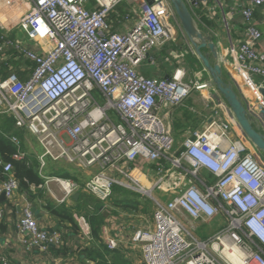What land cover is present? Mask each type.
I'll return each instance as SVG.
<instances>
[{
    "label": "built area",
    "instance_id": "2783aa9c",
    "mask_svg": "<svg viewBox=\"0 0 264 264\" xmlns=\"http://www.w3.org/2000/svg\"><path fill=\"white\" fill-rule=\"evenodd\" d=\"M6 1L14 8L13 28L43 50L33 51L9 32H0V60L11 48L33 63L26 78L16 72L0 78V115H11L15 127L27 130L43 149L37 155L43 182L30 186L49 189L57 204H72L74 194L82 191L102 208H112L116 186L152 198V225L130 224L132 231L124 237L103 228L108 250L126 253L139 248L142 264H264V163L250 139L241 134L208 70L202 66L187 77L184 64L195 47L171 0ZM183 1L197 28L214 42L222 75L264 128V50L260 49L264 29L257 15L258 9L264 11V0H242L232 6L244 18L242 38L231 36L226 19L228 35L210 25L217 10L225 15L222 0ZM120 4L128 6L124 14L117 10ZM115 14L132 21V26L124 32L114 30ZM180 39L189 46L172 47L168 55H161L178 64L171 76L138 71L142 62H156L152 50L161 51ZM194 93L204 97L209 116L198 130L187 131L177 148L173 121L161 114V107H178ZM5 136L19 146L11 160L28 159L19 137ZM140 158L157 163L150 185L142 182ZM47 159L70 164L88 178L79 182L46 174ZM0 163L5 174L0 195L12 198L20 179L1 152ZM50 183L62 193L56 196ZM161 189L172 196L157 197ZM32 207L29 201L22 209L18 238L25 251L36 248L47 253L51 245L63 243V231L51 233L42 227ZM139 212L127 213L126 220ZM84 213H75V218L81 244L88 245L92 230ZM221 215L226 225L207 237L198 238L190 229ZM0 262L16 264L5 256Z\"/></svg>",
    "mask_w": 264,
    "mask_h": 264
},
{
    "label": "crops",
    "instance_id": "0c3cea01",
    "mask_svg": "<svg viewBox=\"0 0 264 264\" xmlns=\"http://www.w3.org/2000/svg\"><path fill=\"white\" fill-rule=\"evenodd\" d=\"M222 1L224 4L225 15H223L221 11L217 10L215 13H213V20L209 22L210 25L216 30H218L222 36H224L225 34L228 35L227 30L224 27V19H226L230 24L231 36L234 38L244 37L245 27H244L243 15L241 14L239 10L234 11L231 9L232 6L235 5L236 3L241 4L242 0H222ZM127 7L128 6L126 4H120L117 6V10L120 12V14H124L127 10ZM257 15L259 17L258 25L260 28L264 29V11L262 9H258ZM14 18H15V13H14L13 6L10 5L6 0H0V32H9V35L12 39L21 41L25 46L26 44H31V47L33 48L31 50L36 51L38 53H42L43 50L38 42L30 40L25 35V33L21 31L20 29L13 28L12 21ZM113 20L114 21H113L112 28L119 32L126 31L128 27L132 26L133 24L132 21L123 19L121 15L117 16L115 14L113 16ZM199 28L203 30L202 27H199ZM18 30L23 32L24 35L23 36L19 35ZM188 46L189 45L187 44L185 40L180 39L178 44L174 45L173 43L172 44L170 43L169 45H166V48H163L161 51L152 50L150 54L157 55L156 62L149 63L148 61H144L138 66V71L148 76L169 77L173 74L178 64L175 62V60H166L161 55L163 56L168 55L169 50L172 47L173 48L179 47L182 49ZM260 49L264 50V42H260ZM203 51L210 55L213 63L218 62L217 57L214 58L212 56V52L209 47L203 48ZM189 55L193 57L192 60L190 62L186 61L184 64V66L187 69L188 78H190L193 75V70L200 68V67L202 68V66H204L203 63L201 62L199 55L196 52V49H195V52ZM32 67H33L32 62L25 61L19 53H16L14 50L9 48L7 51L4 52L0 60V78L5 77L11 72H16L21 78H26L30 75ZM224 76L226 77L227 81L230 82V79L226 75ZM193 96H201V95L194 93L188 99L193 98ZM188 99H186L185 102L178 107H173L172 105H166V106L161 107V114L163 115L168 114V117H170L171 120L173 121V133H174L175 141H176V132H175L176 128H175V124H174L175 120L173 116H175L179 108L186 106V101ZM9 118H12V116L8 114L0 115V123L8 120ZM26 132L27 134H29L27 130L16 128L14 126L13 130L7 132V134L15 135L18 137L16 133H21L23 135V134H26ZM185 134L186 132L183 134L181 141H179L181 145L185 137ZM175 145L177 146V141ZM23 150H25V146ZM27 156H28V159H27L28 163L33 160L37 161V169H38L37 177L38 178L40 177L41 179V181L39 180L40 183L43 182V179L39 174L40 163H39L38 157L34 154L33 149L31 150V154ZM137 163H138L137 166L145 175V177L142 179V182L145 185H150L154 179V169L157 163L152 162L151 160L145 159V158H140ZM47 167L44 170V173L46 174L58 175L62 177L69 176L70 178L78 179L76 176L77 174L73 172L74 169H67V168L65 169L64 167H55V168L51 167V169L48 171ZM4 180H5V174L2 168V171L0 172V186L3 184ZM26 183L28 184V189L21 190L18 188L12 198H7L5 195L2 196L3 194L0 195V212H2V214L0 215V258L2 256H5L6 258H8L9 262L11 263L14 262L16 264H70L69 261L71 260H73V264L78 263L77 257L74 254L69 255L67 257H62V256L57 257L51 250L47 253H42L36 248L28 252L24 250V247L20 243L19 238H18L19 229L17 226L18 221L22 215V209L26 205V203L29 201L32 202L33 207H35V205L37 204L44 205L46 203V201L42 199L41 196L40 197L38 196V193L40 192V190L45 189V188L33 189L30 185L40 184L37 181L35 182L29 181ZM49 186L50 188L53 189L54 192L55 190L59 189V186L56 183H50ZM58 205H62V204H58ZM88 209L92 211V209L90 208ZM138 209H140V205H138L136 212H138ZM37 211L40 212L42 215L41 218H38L42 227L54 228L55 226H57V229H58L59 225H58L56 217L53 216L47 209H43L42 211H39L37 209ZM98 212L99 214L103 216V223H102L103 225L101 226L102 236H103L104 226H107L108 228L110 227L111 234H114L119 237H124L132 231L130 224L135 225V226H140V223H142V222H137L136 219H133V218L132 220H126V214L128 213L127 210L118 211L116 209L113 210V208L111 207L102 208V206H100L98 208ZM215 231H213L212 233H214ZM212 233H210L209 235H211ZM77 246L78 244L76 245V247ZM137 251L140 252V249ZM132 255L133 254H131V257Z\"/></svg>",
    "mask_w": 264,
    "mask_h": 264
},
{
    "label": "trees",
    "instance_id": "16d2710c",
    "mask_svg": "<svg viewBox=\"0 0 264 264\" xmlns=\"http://www.w3.org/2000/svg\"><path fill=\"white\" fill-rule=\"evenodd\" d=\"M223 78L227 81L226 77ZM15 126L14 119L9 118L8 120L0 123V152L5 162H12L13 172L15 176L20 179V184L26 186L27 178L29 181H41L40 177H37V161L33 160L28 163V160H11V155L15 153L19 146L14 145L11 140L7 139L5 133L12 131ZM16 135L22 137L21 133ZM21 149H24V144H20ZM3 164L0 163V172L2 171ZM64 169V168H63ZM69 177V176H68ZM77 180V179H76ZM26 183V184H25ZM28 185V184H27ZM26 189L28 187L26 186ZM114 204L121 202L125 206L138 207L139 203L137 200L129 201L126 199L119 200L117 193H129L130 190L124 189L120 186L114 188ZM42 191L38 193L41 196ZM37 198V196H36ZM92 198L94 201H89ZM44 205H35V207L42 211L47 209L53 216L56 217L58 222V230L63 231V243L59 246L51 245L50 250L57 257H67L69 255H76L78 263L76 264H137L135 260L128 256L127 253L121 250L110 251L105 244L101 235V226L103 225V216L99 214L98 208L102 206L99 201L81 191L77 199H73L72 204L58 205L54 201L46 202ZM88 205L94 207L91 213H88ZM86 209V210H85ZM85 211V215L91 224L92 240L88 245L81 244L80 228L75 218V213ZM78 246L76 247V245ZM49 250V251H50ZM71 253V254H67Z\"/></svg>",
    "mask_w": 264,
    "mask_h": 264
},
{
    "label": "rangeland",
    "instance_id": "374dc122",
    "mask_svg": "<svg viewBox=\"0 0 264 264\" xmlns=\"http://www.w3.org/2000/svg\"><path fill=\"white\" fill-rule=\"evenodd\" d=\"M18 34L22 36L24 35L23 32H21L20 30H18ZM26 46L29 49H33L31 47V44H26ZM192 58L193 57L191 55H188L186 57V61L190 62ZM100 102L101 104L104 103L102 99H100ZM206 115L209 116V108L206 104L204 97H201V96H193V98H190L186 101L185 107L179 108L177 110L175 116H173L175 120L174 124L176 128L175 132H176L177 148L180 147L181 145L179 141H181L183 134L189 130L190 131L198 130L201 127L203 120H205L204 117ZM240 132L243 136H245L241 128H240ZM29 134H27L26 132V134H23L22 137L18 136L19 139L21 140V143H23L25 146V150L23 149L22 150L25 151L27 155H29L31 154V150L33 149L34 154L37 156L38 154H41L43 152V149L38 143V141L36 140V138L33 135L31 134L29 135ZM256 154L259 160L264 163L263 155L258 150L256 151ZM47 162H48L47 164L48 171L51 169V167H54V168L64 167L65 169L66 168L74 169L73 172L77 174L76 176L79 182H84L88 178L86 172H82L70 164H66L64 162H56V163L54 162L53 163V161H50L49 159H47ZM26 186L28 187L27 184ZM26 186L24 184H20L19 189L21 190L26 189ZM41 191H42L41 198L44 199L46 202H49L51 200L55 201L49 189H41ZM61 193L62 191L60 189L55 190L56 196L60 195ZM116 195L119 198V200H122V199H126L129 201L137 200L140 205V209L138 210L140 212L137 216L133 217V219H136L137 222H143V221L147 222L148 221V223L152 225V211H153V204H154L152 198H150L149 196L134 192V191H130L129 193L119 192ZM156 196L160 198L168 199L172 196V193L164 194L163 190L161 189L160 191L156 193ZM89 201L93 202L94 200L92 198H89ZM112 208L113 210L116 209L118 211L127 210L129 214H135V212L137 211V207L125 206L121 202H119V204L117 205V204H114V200H113ZM91 212H92L91 210L88 211V213H91ZM225 225H226L225 217L221 215V216H218L216 220L211 223L201 222L198 227L194 228L190 226V229L192 230L195 236L202 239L204 237H207L213 231L224 227ZM137 250H139V248L130 249L126 253L128 256H131V254H133L132 258L135 260V262L137 264H142L141 254ZM67 254L69 255L71 253H67ZM69 263L73 264V260L69 261Z\"/></svg>",
    "mask_w": 264,
    "mask_h": 264
},
{
    "label": "water",
    "instance_id": "95a60500",
    "mask_svg": "<svg viewBox=\"0 0 264 264\" xmlns=\"http://www.w3.org/2000/svg\"><path fill=\"white\" fill-rule=\"evenodd\" d=\"M149 2H153V0H149ZM171 2L181 20L184 30L187 35L193 39V45L196 52L199 55L201 62L208 70L217 91L230 106L243 133L250 139L253 145L264 157V128L247 110L245 103L233 84L223 78L222 68L219 63H213L210 55L203 51V48L209 47L212 52V56L216 58L217 50L214 42H212L210 37L207 38L204 33L196 27L193 17L183 0H171ZM261 91L264 94V89ZM4 195L5 194L3 193L2 196ZM78 196L79 192L75 193L74 199H77ZM32 212L37 218L42 217L41 213L38 212L35 207H32ZM47 230L53 233L57 230V226L54 228L49 227Z\"/></svg>",
    "mask_w": 264,
    "mask_h": 264
},
{
    "label": "bare ground",
    "instance_id": "6f19581e",
    "mask_svg": "<svg viewBox=\"0 0 264 264\" xmlns=\"http://www.w3.org/2000/svg\"><path fill=\"white\" fill-rule=\"evenodd\" d=\"M263 121V125H264V120H262ZM245 137L249 140V138L245 135ZM256 148V147H255ZM257 149V148H256ZM258 150V149H257Z\"/></svg>",
    "mask_w": 264,
    "mask_h": 264
}]
</instances>
